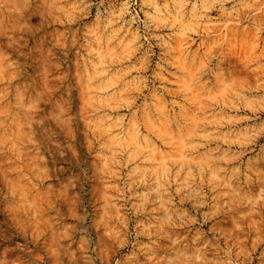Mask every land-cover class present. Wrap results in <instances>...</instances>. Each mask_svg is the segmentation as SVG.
I'll list each match as a JSON object with an SVG mask.
<instances>
[{
  "label": "rangeland",
  "instance_id": "obj_1",
  "mask_svg": "<svg viewBox=\"0 0 264 264\" xmlns=\"http://www.w3.org/2000/svg\"><path fill=\"white\" fill-rule=\"evenodd\" d=\"M0 264H264V0H0Z\"/></svg>",
  "mask_w": 264,
  "mask_h": 264
},
{
  "label": "bare ground",
  "instance_id": "obj_2",
  "mask_svg": "<svg viewBox=\"0 0 264 264\" xmlns=\"http://www.w3.org/2000/svg\"><path fill=\"white\" fill-rule=\"evenodd\" d=\"M176 6V5H175ZM185 5L184 4H182L181 6H179V7H177V13H174V14H176V16H178V18H179V16L181 15V11H183V7H184ZM165 8L167 9H164V8H158L157 10H159V11H161V12H165L166 13V11H169V12H172V10L170 9L171 8V6H170V4L169 3H167L166 4V6H165ZM182 19H183V17H182ZM186 19V18H185Z\"/></svg>",
  "mask_w": 264,
  "mask_h": 264
}]
</instances>
